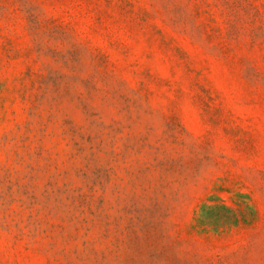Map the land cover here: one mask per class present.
Wrapping results in <instances>:
<instances>
[{
  "label": "rangeland",
  "instance_id": "obj_1",
  "mask_svg": "<svg viewBox=\"0 0 264 264\" xmlns=\"http://www.w3.org/2000/svg\"><path fill=\"white\" fill-rule=\"evenodd\" d=\"M0 264H264V0H0Z\"/></svg>",
  "mask_w": 264,
  "mask_h": 264
}]
</instances>
